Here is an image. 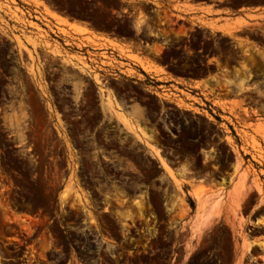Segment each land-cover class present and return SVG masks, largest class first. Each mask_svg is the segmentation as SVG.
Listing matches in <instances>:
<instances>
[{
    "label": "rangeland",
    "instance_id": "1",
    "mask_svg": "<svg viewBox=\"0 0 264 264\" xmlns=\"http://www.w3.org/2000/svg\"><path fill=\"white\" fill-rule=\"evenodd\" d=\"M262 3L0 0V264H264Z\"/></svg>",
    "mask_w": 264,
    "mask_h": 264
},
{
    "label": "flooded vegetation",
    "instance_id": "2",
    "mask_svg": "<svg viewBox=\"0 0 264 264\" xmlns=\"http://www.w3.org/2000/svg\"><path fill=\"white\" fill-rule=\"evenodd\" d=\"M194 4H198L197 1H194ZM208 4V3H207ZM209 5V4H208ZM216 5V4H214ZM247 7V6H246ZM245 7L239 6L237 8H231L233 14H235L236 11H241ZM213 10H219L218 7H214ZM217 16V15H216ZM191 22L186 19L184 16H179L178 18H175L174 20H168L166 22V27L164 29L163 34L160 32H157L156 30H151L150 32H147L148 38L153 41L154 39L159 40L163 39V42L166 43L165 49H184L189 47L190 45H202L203 40L209 41L210 48L214 46L215 41L212 37L209 36H203L202 33L205 32L203 30V26L199 24L198 22H193L194 27H190ZM189 24V25H188ZM182 27L181 30H178L179 27ZM210 27V26H209ZM210 32L209 30H207ZM179 43V44H175ZM203 49L202 47H199L195 50V57H206L207 54L202 53ZM208 63V62H207ZM213 64V63H209Z\"/></svg>",
    "mask_w": 264,
    "mask_h": 264
},
{
    "label": "crops",
    "instance_id": "3",
    "mask_svg": "<svg viewBox=\"0 0 264 264\" xmlns=\"http://www.w3.org/2000/svg\"><path fill=\"white\" fill-rule=\"evenodd\" d=\"M241 11L255 13V14H257V13H263L264 14V3L258 4V5H253V6H247L244 9H242ZM198 181H200V179L196 180V182L193 184V187L198 185ZM234 182H235V179H233L232 182L229 184H227L228 181H226L223 184L221 180H218L216 182H207L210 189L214 192V194H216L215 197H213L212 202L216 201V199L219 196H222V200L224 202H226V205L230 209V211L234 210L237 203L243 198V196L246 193V190L234 188V184H233ZM223 185H225V187ZM220 188H223V189L220 190ZM259 205L264 206V202L259 203ZM217 209H219L218 202H217V205L213 208V211L215 212ZM248 226H253L254 230L257 228H264V222L263 223L262 222L261 223H255V221H253V224L247 223V229L246 230L250 231L251 228L249 229ZM253 238L256 241L252 240ZM263 240H264V235H259V236L249 235V238L247 239L248 243H247L246 247L258 246L257 243L264 242Z\"/></svg>",
    "mask_w": 264,
    "mask_h": 264
},
{
    "label": "bare ground",
    "instance_id": "4",
    "mask_svg": "<svg viewBox=\"0 0 264 264\" xmlns=\"http://www.w3.org/2000/svg\"><path fill=\"white\" fill-rule=\"evenodd\" d=\"M139 24V23H138ZM153 150V153H154V155L155 154H157V149L156 148H154V149H152ZM163 160V159H162ZM162 162V165H163V167L167 170V171H170V169H169V167H168V165L165 163V162H163V161H161ZM192 194H193V196L199 201V199H200V194L201 193H199V191L198 190H193L192 191ZM136 206L139 208L140 207V204L139 203H136ZM264 241V240H263ZM257 244H264V242H259V243H257Z\"/></svg>",
    "mask_w": 264,
    "mask_h": 264
}]
</instances>
